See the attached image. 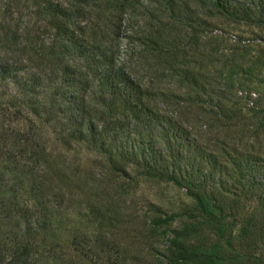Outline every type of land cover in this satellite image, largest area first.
Here are the masks:
<instances>
[{"label":"trees","instance_id":"trees-1","mask_svg":"<svg viewBox=\"0 0 264 264\" xmlns=\"http://www.w3.org/2000/svg\"><path fill=\"white\" fill-rule=\"evenodd\" d=\"M225 24L264 42V0H0V264H264V46ZM81 151L188 203L139 222Z\"/></svg>","mask_w":264,"mask_h":264},{"label":"rangeland","instance_id":"rangeland-1","mask_svg":"<svg viewBox=\"0 0 264 264\" xmlns=\"http://www.w3.org/2000/svg\"><path fill=\"white\" fill-rule=\"evenodd\" d=\"M220 29L212 33L213 37H217V40H221L223 43L222 52L224 54L229 53L231 46H249L253 47L257 45L264 46V42L261 37L260 31L245 26H235L231 24L219 25ZM120 29L119 44L121 50V59L128 61L130 64H134V60L129 58L130 46L127 44L125 36L128 35L126 31L127 27L123 24ZM263 36V35H262ZM254 53H252V56ZM134 66V65H133ZM264 76V73L262 74ZM264 88V83L260 86ZM259 94H252L251 98L255 99ZM261 101L258 106L253 107L250 103L243 105V108H264V95L260 94ZM246 120L248 115L245 116ZM252 123L251 121H248ZM203 131V129H202ZM201 130L199 132H202ZM49 146L55 154L60 152L59 146L55 142H50ZM83 150V149H82ZM65 157L69 161H73L79 164V171L81 173L82 180H89L94 186L103 187L109 195L127 212L132 213L136 220L143 222L145 218L150 216L153 211H159L162 213V218L176 214L180 212L184 205L188 203V199L185 197L184 192L174 188L170 185H157L150 181H147L132 170L129 171L128 176H118L107 172V167L99 165L97 157L94 154L81 151V152H69ZM155 204L158 207H152L150 204ZM171 226L176 225V221H172Z\"/></svg>","mask_w":264,"mask_h":264}]
</instances>
